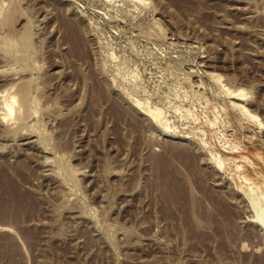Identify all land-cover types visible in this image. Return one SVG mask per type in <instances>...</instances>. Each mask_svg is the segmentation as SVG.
Returning <instances> with one entry per match:
<instances>
[{
  "label": "rangeland",
  "instance_id": "obj_1",
  "mask_svg": "<svg viewBox=\"0 0 264 264\" xmlns=\"http://www.w3.org/2000/svg\"><path fill=\"white\" fill-rule=\"evenodd\" d=\"M0 17V166L38 240L0 236L24 264H264L243 179L264 183V0H0ZM173 150L199 172L174 159L191 211L154 184Z\"/></svg>",
  "mask_w": 264,
  "mask_h": 264
},
{
  "label": "bare ground",
  "instance_id": "obj_2",
  "mask_svg": "<svg viewBox=\"0 0 264 264\" xmlns=\"http://www.w3.org/2000/svg\"><path fill=\"white\" fill-rule=\"evenodd\" d=\"M12 13L13 12L11 13L7 12L4 20L8 21L11 18ZM2 18H4L3 15H2ZM10 98L12 100L11 101L8 100L9 102L7 101V103L4 104V108H3L4 113L2 117L3 119L5 118V120L6 118L8 119L11 118V116L15 114V111H16L15 103L16 102L20 101L23 104L26 102L27 91L23 87L21 91H19L17 94L11 95ZM118 116L123 117L122 113H118ZM125 116L127 117V115ZM19 117L21 118L20 115ZM166 155L167 156L164 159L155 158L154 168H153L155 187L156 189L160 191L162 196L168 199L169 204L172 206V208L174 206H178L184 210L191 211L194 209L195 206L192 207L191 205L192 201L187 202L186 198L184 197V195L186 194L185 187L179 181H177V179H175V176L172 175L171 172H174L176 170L175 168L176 163H174L175 158H178L179 160L180 159L184 160L189 170V172L186 173L187 176L189 178L191 177L194 179L196 177L195 182H197V184L199 185L202 184L201 181L198 180L199 177L197 175L199 174V172L196 170L194 166L195 164L194 160L190 158L191 155L188 152L186 153V151H183L182 153H180V152L173 150L172 153L170 152V153H167ZM169 168H172V170ZM243 179L245 182H248L247 184H245L246 188L244 189V191L249 196L252 202V205H253L252 208H254L256 211V214L255 216L252 217L251 222H253L254 224H257L262 219V216H264V190H263L264 183H262L261 185H257L255 182L251 181V179L246 176H244ZM1 181H3L4 184H2ZM11 181L12 180L9 177L7 171L2 166H0V221L6 222V223L9 222L11 226L17 228V234H18L17 236L22 238L23 241L22 240L21 241L22 243L23 242L25 243L24 245H25L27 253H30V251L34 249V247L37 244L38 236H37V233L34 232V230L29 231V232L24 231V229L21 228V226L25 218L31 217L35 213L36 208L34 204L31 202L32 200L30 201L29 197H27V195L22 193L20 188L15 183H12ZM202 189H205V188L202 186ZM203 195L205 194L203 193ZM210 195H213L212 197L214 198L212 201L214 205L213 208L216 211L215 218L218 220L221 217V215H223L222 202L218 200V198L214 194L210 193ZM185 216L188 221L189 219L186 214ZM204 217L206 218V216ZM220 219L221 221L219 220V222L218 221L216 222V224H218L217 226L219 228H221L222 225L225 226V228L227 227L226 234L229 233L228 228L231 224L229 219L228 218L226 219L224 217ZM13 227L12 229H14ZM18 240L20 241L19 238ZM23 250L18 244L16 237L11 236V235L10 236H0V257L7 259L8 264H24V261L28 259L29 255H26V257L27 256L28 257L25 258ZM27 262H29V260Z\"/></svg>",
  "mask_w": 264,
  "mask_h": 264
}]
</instances>
